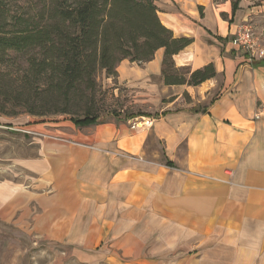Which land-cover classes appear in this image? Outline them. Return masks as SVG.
I'll use <instances>...</instances> for the list:
<instances>
[{"label":"crops","instance_id":"obj_1","mask_svg":"<svg viewBox=\"0 0 264 264\" xmlns=\"http://www.w3.org/2000/svg\"><path fill=\"white\" fill-rule=\"evenodd\" d=\"M154 4L163 25L191 39L173 55L175 66L212 64L215 76L165 85L162 48L142 64L122 60L104 81L161 102V112L145 131L132 122L141 116L99 122L87 136L95 151L34 131L30 116L0 115V128L37 136L34 153L0 156V222L87 251L89 208L99 207V239L109 228L124 254L154 245L148 254L174 264L192 255L191 264H264V59L249 63L230 42L248 26L264 45V8L245 0Z\"/></svg>","mask_w":264,"mask_h":264},{"label":"trees","instance_id":"obj_2","mask_svg":"<svg viewBox=\"0 0 264 264\" xmlns=\"http://www.w3.org/2000/svg\"><path fill=\"white\" fill-rule=\"evenodd\" d=\"M16 1L13 10L0 0V115L81 113L73 121L90 123L98 117L97 72L115 78L122 60L142 64L161 48L165 85L215 76L212 64L175 66L173 55L191 39L163 25L155 0Z\"/></svg>","mask_w":264,"mask_h":264},{"label":"rangeland","instance_id":"obj_3","mask_svg":"<svg viewBox=\"0 0 264 264\" xmlns=\"http://www.w3.org/2000/svg\"><path fill=\"white\" fill-rule=\"evenodd\" d=\"M8 1L10 7L16 10L18 7L16 2L18 1ZM230 1L234 2V0ZM245 1L255 10L264 8V0ZM97 85L95 111L98 117L90 123L76 124L73 121V118L81 117V113L74 115L55 114L43 117L27 114L18 116H30L31 124L38 125L34 129H30L40 132L42 135L49 134L78 143L81 145L80 148L84 150L89 146H93L94 150L92 151H95L98 147L94 146L92 140L88 139L87 136L97 128L99 122L111 117H116L119 120L136 115L144 118L132 122L137 123L138 130L145 131L151 125V119L148 117H156L161 112V102L153 105L147 101H139L141 98H133L130 89L122 85H116L113 80L110 83L105 82L103 72H97ZM147 121L148 123H145ZM32 134L24 133L15 128H0V156L12 157V155L20 153H24L23 155L34 153L36 150L34 139L37 136ZM152 148H157L156 144ZM158 150L160 153V146ZM156 160L161 161L162 158L158 156ZM89 195L93 198H99V191L91 190ZM89 212L91 215L89 219H94L88 222L87 251H79L77 246L66 244V242H52L36 237L28 230H19L10 223L0 222V264H174L175 260L170 255L168 258L167 256L159 258V253L148 254L152 248L154 250V245L152 248L147 247L145 254H124L123 250L118 247V238L111 237V230L107 227H105L104 237L99 239V207H90ZM96 220L98 221L96 222ZM136 232V235H143V224L137 225ZM188 253L181 254L179 256L181 258L178 260L187 256ZM193 256L195 255L186 257L188 258L186 259L188 264H191Z\"/></svg>","mask_w":264,"mask_h":264},{"label":"built area","instance_id":"obj_4","mask_svg":"<svg viewBox=\"0 0 264 264\" xmlns=\"http://www.w3.org/2000/svg\"><path fill=\"white\" fill-rule=\"evenodd\" d=\"M230 42L243 53L249 63L264 59V45L250 27L243 26L237 29Z\"/></svg>","mask_w":264,"mask_h":264},{"label":"bare ground","instance_id":"obj_5","mask_svg":"<svg viewBox=\"0 0 264 264\" xmlns=\"http://www.w3.org/2000/svg\"><path fill=\"white\" fill-rule=\"evenodd\" d=\"M138 126H139V124H138Z\"/></svg>","mask_w":264,"mask_h":264}]
</instances>
